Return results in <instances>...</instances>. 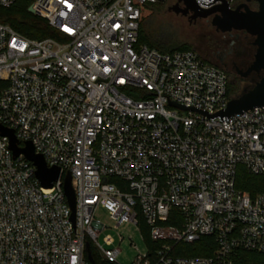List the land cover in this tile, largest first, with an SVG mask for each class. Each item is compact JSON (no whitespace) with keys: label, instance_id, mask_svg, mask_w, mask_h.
Here are the masks:
<instances>
[{"label":"built area","instance_id":"2783aa9c","mask_svg":"<svg viewBox=\"0 0 264 264\" xmlns=\"http://www.w3.org/2000/svg\"><path fill=\"white\" fill-rule=\"evenodd\" d=\"M26 1L58 37L28 38L0 23V127L60 175L43 187L0 134V264H94L86 244L118 264L114 238L98 242L107 228L94 217L98 207L114 229L143 217L160 243L130 264H235L238 250L264 254V192L235 188L239 165L264 172V106L221 121L167 103L212 114L230 99L229 79L194 49L138 42L143 6L159 0ZM212 1L195 0L200 8L220 3ZM200 237L213 240L209 256L171 255Z\"/></svg>","mask_w":264,"mask_h":264},{"label":"water","instance_id":"95a60500","mask_svg":"<svg viewBox=\"0 0 264 264\" xmlns=\"http://www.w3.org/2000/svg\"><path fill=\"white\" fill-rule=\"evenodd\" d=\"M219 1L220 3L209 8H200L195 0H182L183 8L176 9L175 6L167 7L175 13H181L182 15L191 12L188 16V20H190V18L211 17V25L215 26L217 30L222 32L244 30L246 33L253 36V44L256 47L254 58L243 74L246 75L254 71L256 73L261 72L262 75L253 86L250 88H244L238 96L229 99L225 108H221L212 114L204 109H199L196 106L185 105L173 100L167 99V103L181 109L197 110L199 113L206 115V117L211 119L218 116L221 121H227L229 117L234 114H242L243 111L254 107L264 106V0H245V2L238 4L234 9L230 8L225 0ZM250 1L256 2V9H250L248 7L247 3ZM190 3H192V7H190ZM201 4L208 5L210 3L201 2ZM28 10L32 12L31 9ZM0 134L9 137V147L14 156L21 154L25 159L31 162L35 167V177L40 184L45 188L51 187L52 182L60 175L59 168L47 167L43 157L34 152L30 142H24L23 147H18L17 140L15 139L12 130L0 127ZM63 191L71 208V220L73 221L75 202L71 186V176L69 173H65L63 177ZM85 252L87 259L91 263H94L87 244L85 245Z\"/></svg>","mask_w":264,"mask_h":264},{"label":"trees","instance_id":"16d2710c","mask_svg":"<svg viewBox=\"0 0 264 264\" xmlns=\"http://www.w3.org/2000/svg\"><path fill=\"white\" fill-rule=\"evenodd\" d=\"M161 0L154 3H145L144 8L159 11L161 9ZM0 23L8 24L20 34L33 39L57 38L58 33L51 28L45 19L32 14L28 10L26 0H17L9 7L0 6ZM141 20L138 29V42L146 44L161 52H171L178 49H192L188 46H179L174 43L166 42L156 35H149L141 29ZM242 88L237 80L229 81L228 97L231 99L238 96ZM114 182L115 179L111 178ZM235 188L247 192L253 196L264 192V172L261 175H251L246 172L243 166L239 165L235 175ZM172 223V222H169ZM139 227L143 234V239L147 244V249L153 253L160 245L159 242H153L149 237V230L143 217L139 216ZM213 240L208 237H200L192 244L179 243L173 246L172 256H209L214 249ZM90 254L94 264H112L106 262L89 244ZM235 264H264V254L249 251H237L234 258Z\"/></svg>","mask_w":264,"mask_h":264},{"label":"rangeland","instance_id":"374dc122","mask_svg":"<svg viewBox=\"0 0 264 264\" xmlns=\"http://www.w3.org/2000/svg\"><path fill=\"white\" fill-rule=\"evenodd\" d=\"M171 1L161 0L162 4L159 11L144 8L140 28L145 30L147 34L156 35L166 42L188 46L198 51L197 47L205 44L209 31H213L208 22L210 18H190L188 20L190 14L182 15L168 9L167 6ZM239 84L243 90L245 84L240 82ZM94 217L107 227L98 237L99 244L104 245L102 238L105 235H110L115 240L114 245L120 249L116 259L118 264H130L137 253L146 252L147 244L143 239L139 225L123 222L114 229L113 220L109 217L107 211L101 207L95 210ZM119 235L122 237L121 242L118 240Z\"/></svg>","mask_w":264,"mask_h":264},{"label":"flooded vegetation","instance_id":"af4514ba","mask_svg":"<svg viewBox=\"0 0 264 264\" xmlns=\"http://www.w3.org/2000/svg\"><path fill=\"white\" fill-rule=\"evenodd\" d=\"M241 4V3H240ZM192 7V3L189 4ZM250 9H253L255 3H247ZM176 9L183 8L182 0H172L169 7ZM236 7V6H235ZM234 7V8H235ZM232 8V9H234ZM188 15L191 12L187 13ZM211 25V17H208ZM213 31H209L205 44L197 47L199 54L207 62L222 69L229 81L237 80L244 83V88L253 86L260 78L262 73L254 71L244 75L243 73L250 66L255 53L254 37L244 30L220 31L211 25Z\"/></svg>","mask_w":264,"mask_h":264},{"label":"snow or ice","instance_id":"6c2138e0","mask_svg":"<svg viewBox=\"0 0 264 264\" xmlns=\"http://www.w3.org/2000/svg\"><path fill=\"white\" fill-rule=\"evenodd\" d=\"M68 7H71V5H68Z\"/></svg>","mask_w":264,"mask_h":264}]
</instances>
